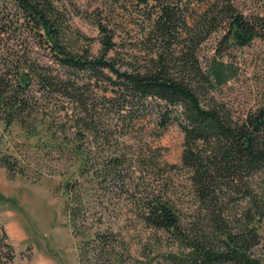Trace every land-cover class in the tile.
Returning <instances> with one entry per match:
<instances>
[{
  "label": "trees",
  "instance_id": "trees-1",
  "mask_svg": "<svg viewBox=\"0 0 264 264\" xmlns=\"http://www.w3.org/2000/svg\"><path fill=\"white\" fill-rule=\"evenodd\" d=\"M10 1L11 9L0 3V36L14 33L18 43L25 36L45 48L64 73L53 74L29 58L13 81L1 78L0 120L5 131L17 127L32 137L42 134V121L28 122L34 109L28 98L31 87H39L38 93L81 99L75 81L81 74L108 80L123 110L142 109L149 100L159 102V125L166 129L176 123L184 133L181 163L189 172L201 217L188 229L166 198L156 195L138 202L137 219L149 229L170 234L178 246L176 253L162 256L164 264H261L253 250L262 243L259 225L264 221V201L254 181L264 175V108L234 120L221 108L204 106L201 99L208 89L225 85L233 72L217 58L203 68L199 51L220 31L227 47L264 41V15L245 14L237 0H196L203 8L189 18L191 2L153 0L158 9L149 31L154 56L144 70L121 71L108 57L116 43L103 25H99L102 49L95 57L70 32L55 0ZM84 125L92 129L86 121ZM57 133L47 130V140L38 138L45 148L75 153L80 162L76 175L63 184L65 214L77 240L80 264H126L133 259L131 249L124 244L121 230L103 224L108 213L97 200L99 193L124 186V160L111 157L96 163L83 148V138L69 146L58 140ZM10 157L2 156L1 164L16 173L18 164H11ZM245 201L249 206L241 214L231 212ZM150 253L158 254L150 248L146 257Z\"/></svg>",
  "mask_w": 264,
  "mask_h": 264
},
{
  "label": "rangeland",
  "instance_id": "rangeland-1",
  "mask_svg": "<svg viewBox=\"0 0 264 264\" xmlns=\"http://www.w3.org/2000/svg\"><path fill=\"white\" fill-rule=\"evenodd\" d=\"M55 2L66 16L70 32L92 56H99L102 49L99 25L114 37L115 51L108 57L121 71L144 70L154 56L149 31L158 9L153 0L148 4L142 0ZM190 2L193 11L187 16L192 18L203 6L196 0H184L183 4ZM0 3L12 8L10 0ZM237 4L247 15H264V0H237ZM223 35L217 32L201 45L200 63L207 68L217 58L232 70L233 77L225 85L209 88L201 101L204 106L221 108L234 120H241L264 108V41L227 47L222 43ZM15 38L14 33L0 36V79L13 81V75L29 58L53 74L64 73L45 48L35 46L25 36L24 44ZM75 81L81 99L38 93L39 87H31L28 98L34 109L28 122L42 121V134L32 137L17 127L6 132L0 120V158L8 154V161L19 168L14 173L0 161V264H80L77 240L65 214L63 188L64 181L78 172L80 162L75 153L39 143L41 135L47 140V130L58 131V140L69 146L83 138V148L96 163L111 157L124 160V186L97 196L108 213L103 224L122 231L124 244L133 256L126 264H164L162 256L176 253L178 246L170 234L144 226L135 212L138 202L159 195L180 212L188 229L200 221V204L189 172L181 163L184 133L176 123L166 129L159 125L160 108L155 100H149L142 109L123 110L120 96L108 80L81 74ZM254 182L264 201V175ZM248 206L247 201L242 202L231 212L241 214ZM259 231L262 243L253 254L264 264V221ZM150 248L159 257L156 253L146 257Z\"/></svg>",
  "mask_w": 264,
  "mask_h": 264
}]
</instances>
